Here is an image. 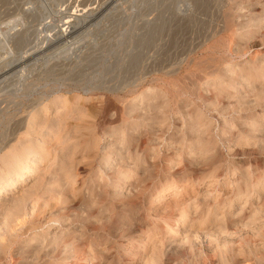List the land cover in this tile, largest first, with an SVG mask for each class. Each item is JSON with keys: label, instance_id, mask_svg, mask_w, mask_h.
Returning <instances> with one entry per match:
<instances>
[{"label": "rangeland", "instance_id": "rangeland-1", "mask_svg": "<svg viewBox=\"0 0 264 264\" xmlns=\"http://www.w3.org/2000/svg\"><path fill=\"white\" fill-rule=\"evenodd\" d=\"M0 174V264H264V0H0Z\"/></svg>", "mask_w": 264, "mask_h": 264}, {"label": "bare ground", "instance_id": "bare-ground-1", "mask_svg": "<svg viewBox=\"0 0 264 264\" xmlns=\"http://www.w3.org/2000/svg\"><path fill=\"white\" fill-rule=\"evenodd\" d=\"M64 24V23H63ZM68 24V23H67ZM64 27V25H63ZM65 30V29H64ZM61 30V31H64ZM65 34V32H64ZM63 36V35H62ZM18 81V80H17ZM34 118V116H33ZM20 168L18 169V171L15 174V178H13V180H10L11 185L13 186L12 188H16L17 186L21 185L22 183H24L25 181H27L30 177L33 171H35V167H31L30 170H25V165H21L19 166ZM29 169V168H28ZM28 171V172H27ZM10 175V174H9ZM6 175V174H0V185H2L3 183L8 181V178H10L11 176ZM174 189V188H173ZM173 189H169L166 191V193H170L171 190ZM160 197V196H159ZM164 197V195H163ZM163 200V199H162ZM226 238V237H225ZM190 250V249H189ZM257 258V257H256ZM236 260V259H235ZM227 262V261H226ZM263 264V263H262Z\"/></svg>", "mask_w": 264, "mask_h": 264}]
</instances>
